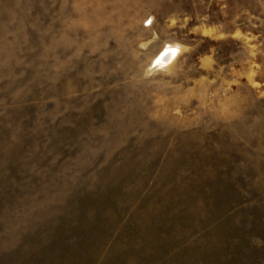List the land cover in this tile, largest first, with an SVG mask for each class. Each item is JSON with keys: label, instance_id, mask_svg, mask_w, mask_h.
<instances>
[{"label": "rangeland", "instance_id": "rangeland-1", "mask_svg": "<svg viewBox=\"0 0 264 264\" xmlns=\"http://www.w3.org/2000/svg\"><path fill=\"white\" fill-rule=\"evenodd\" d=\"M0 264H264V0H0Z\"/></svg>", "mask_w": 264, "mask_h": 264}, {"label": "bare ground", "instance_id": "bare-ground-1", "mask_svg": "<svg viewBox=\"0 0 264 264\" xmlns=\"http://www.w3.org/2000/svg\"><path fill=\"white\" fill-rule=\"evenodd\" d=\"M178 52L179 49L177 47H166L159 53L158 56H156L153 65L155 68L167 66L172 62Z\"/></svg>", "mask_w": 264, "mask_h": 264}]
</instances>
